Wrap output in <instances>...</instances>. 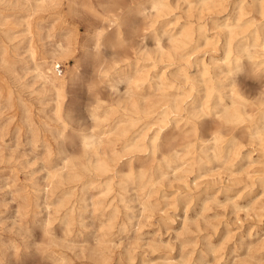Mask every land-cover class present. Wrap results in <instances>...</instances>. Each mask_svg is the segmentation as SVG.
Listing matches in <instances>:
<instances>
[{"label":"rangeland","instance_id":"rangeland-1","mask_svg":"<svg viewBox=\"0 0 264 264\" xmlns=\"http://www.w3.org/2000/svg\"><path fill=\"white\" fill-rule=\"evenodd\" d=\"M60 1L61 19L42 20L47 15L41 12L30 18L33 27L29 28V0H0V264H99L96 260L102 258L108 259L106 264H264V133L261 137L250 138L243 130L228 132L227 143L235 134L238 144L231 158L188 162L175 172L170 170L163 182L148 187L150 194H146L148 189L132 182L122 191L130 172L126 157L116 165L118 172L109 175L115 186L111 192L102 191L106 187V177L100 178L93 171L84 172L88 163L83 156L81 136L99 128L94 129L89 116L93 98V91L88 88L92 81V61L86 54L93 52L90 25L98 22V18L81 4L77 12L70 15L67 13L68 0ZM220 1L225 4L201 12L202 1L190 6L187 0H168L171 4L168 15L156 16L153 11V16L145 20L151 14L150 4L149 0H141L136 8L146 7L147 10L141 14L135 10L125 16L131 21L130 26L125 27V36L134 26L141 27L145 22L153 25L147 30L141 28L135 41H128L127 45L140 47L142 54L154 55L158 39L166 43L167 37H153L152 31L172 34L189 18L195 22L200 18L195 25H206L211 44L202 41L195 50L191 56V74L197 72L193 67L198 63L196 59H204L210 66L215 60L221 63L224 41L216 24L223 23L229 14L236 16L241 5L263 4L264 0ZM75 27L78 30L75 57L82 61L79 75L70 74L74 58L60 61L62 73L56 69L69 81L64 114L69 126L65 129L56 115L57 94L43 90L35 67L42 53L50 50L66 30ZM3 47L7 50L5 55L1 54ZM101 50L106 61L124 58L128 53L126 47L111 48L108 44ZM140 64L149 66L153 75L175 69V66L166 67L167 63L155 67L154 60ZM126 65L121 63L122 67ZM237 80L249 99L254 95L249 102H255L263 77L245 71L239 73ZM112 84L116 87L111 88ZM97 88L107 97L108 102L103 107L110 109L112 102L108 96L117 99L124 93L126 84L123 81L102 83ZM204 122V130L214 125L210 118H205ZM237 152H240L239 157ZM134 157L135 177L152 166L147 155ZM73 173L81 177L76 178ZM119 186H122L120 190ZM114 214L112 222L110 217ZM129 258L135 261L130 262Z\"/></svg>","mask_w":264,"mask_h":264},{"label":"bare ground","instance_id":"bare-ground-1","mask_svg":"<svg viewBox=\"0 0 264 264\" xmlns=\"http://www.w3.org/2000/svg\"><path fill=\"white\" fill-rule=\"evenodd\" d=\"M29 1L31 2L28 16L29 28L33 27V22L30 18L41 12L47 15L43 16L41 18L42 20L49 19L56 21L62 18L63 10L60 0ZM187 1L190 6L192 3L202 1L201 12H203V10L205 11L207 8L210 10L213 9V7L217 8V5L220 6V4H223L220 3L222 2L220 0ZM140 2L141 0H68L67 3V13L70 15L75 14L78 5L81 4L98 18V22L90 25V27H92L91 49L93 52H86V54L88 60L92 61V81L88 84V88L89 91H93V98L89 105V116L94 122V129H97V127L99 128L97 130H92L90 134L82 135L81 143L82 147L85 149V154L83 156L86 158L84 159H87L86 162L88 163L87 165L84 164V172L93 171L92 173L95 172L100 178L106 177V187L102 189V191L104 190L107 192H111L114 186H112L113 178L109 175L118 172V170H116V165L120 163L119 161L125 159V157L128 158L127 161L130 164V172L127 175V180L124 179L126 181L123 182V187L121 186L123 188L122 191L127 189L129 182L135 184L139 183L141 188L148 189V187L152 188L163 182L162 180L170 173V170L175 172L188 162L205 163L210 162L211 158L218 160H227L231 158L236 152H234V150L238 144L235 134L230 137L232 139H228L229 144L227 143L226 135H228V132L237 129L243 130L247 132L250 138H256L257 136L261 137L264 133V81L261 85L259 97L255 102H249L254 95L249 99L246 94L247 92L244 93L242 91L237 80L239 73L245 71L250 72L255 77H263L264 79V59H262L264 56V21H262V18H264V3L251 6L248 4L238 5L240 7L236 16L229 14L223 23H217L216 26L219 29L218 33L224 41L221 47L223 51L221 63L215 60L210 66L204 59H196L198 63L193 67H196L197 72L192 75L190 71L192 68L191 56L202 41L207 45L211 44V39L206 33V25L202 23L195 25L196 22H200V18H198L196 22L193 21L192 18H189L179 30L172 34L166 31L158 32V30L155 29L151 32V35L153 37L164 35L167 37V42L163 43L161 39H158L154 55L149 56L142 54V49L140 47L133 48L134 45H127V42H134L137 34L140 33V29H150L153 23L145 22L141 27L134 26L128 36H125V27H129L131 23L125 16L135 10L139 14L147 10L146 7L141 8L139 6L136 8V5ZM149 4L151 14H148L145 20L153 16V11L156 16H164L168 15L171 9V4L168 0H149ZM233 8L234 7H232V9ZM219 10L220 9H218V11ZM236 10L238 9L236 8ZM227 11L228 10H226V12ZM211 12H213V10ZM229 13H232V10ZM247 16H250V18L244 19ZM260 20L262 22H260ZM49 22L50 21H48V23ZM66 31L67 32H64L61 39L56 41L50 50H46L42 53L35 67L39 79L42 81L43 90L49 93L55 92L57 94L55 97L56 115L58 120L64 124L65 129L69 126V123L64 119L66 107L65 99L68 96L67 89L69 81L66 77L59 75L56 69L60 67V61H68L72 58L75 59V64L70 71L71 75L76 76L82 67L81 59L75 57V44L78 37L77 27ZM107 44L111 48L126 47L128 53H126L124 58H110L111 60L106 61L101 47ZM214 45L215 42H213L212 46ZM85 48L86 46L83 44L82 49L85 50ZM2 50L1 54L5 55L7 53L6 48L3 47ZM149 60H154L155 67L159 63H167L166 67L175 66V69L169 73L162 70L163 72L161 71V74L153 75L150 73L149 66L140 64L141 61ZM2 61L6 62V59L2 57ZM121 63H126L127 65L122 67ZM121 81L126 84L124 93L117 99L108 96L109 100L112 102L109 107L112 108L107 109L103 107V104L108 102H106L105 99L107 97L103 95L97 87L102 83L112 82L117 84ZM110 87L115 88L116 85L112 84ZM8 94L11 96L12 93L8 91ZM27 109H29V106ZM32 112L30 114H33ZM100 112H103L104 116H102ZM112 114L117 116L115 117ZM32 117L33 116H31V119H33ZM205 118H210L214 122V125L207 130H204L205 128L203 129ZM27 119L28 118H26V120ZM172 124H175V126L173 127ZM29 129L31 130V128ZM150 131L152 135H150ZM62 132L64 131L62 130ZM32 133L35 134L34 132ZM62 137L65 138V135H62ZM225 141L227 144H225ZM33 143H35V141ZM118 145H120V148ZM211 152L213 157H211ZM136 154H138V156L140 154L147 155L152 166H150L149 170L140 172V174L135 177V168L133 166V161L135 162V160H133V158L135 159L134 155ZM237 154L239 157L240 152H237ZM179 173L182 172L179 171ZM76 175V178L81 177V174ZM103 187L104 186H102V188ZM121 187L118 189L120 190ZM135 188L137 189V187ZM149 192L151 193L150 189H148V192L146 190V194ZM139 196L141 195L139 194ZM148 198H150V196ZM179 201H181V199L178 200V202ZM60 204H62V201ZM148 215H150V213H148ZM110 218L111 221L114 222L113 219L115 218V214ZM97 241L98 240H96V242ZM112 248L113 247H111V249ZM97 259H99V257H97ZM129 259L130 262L133 260V258ZM107 260V258H102L96 260V262L99 264H106Z\"/></svg>","mask_w":264,"mask_h":264},{"label":"built area","instance_id":"built-area-1","mask_svg":"<svg viewBox=\"0 0 264 264\" xmlns=\"http://www.w3.org/2000/svg\"><path fill=\"white\" fill-rule=\"evenodd\" d=\"M58 69V71L60 72V73H62V69L59 67V68H57Z\"/></svg>","mask_w":264,"mask_h":264}]
</instances>
